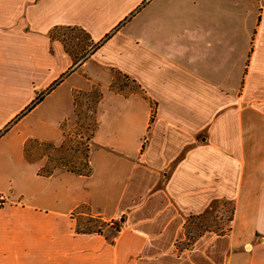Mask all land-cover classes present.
Listing matches in <instances>:
<instances>
[{"label":"crops","instance_id":"0c3cea01","mask_svg":"<svg viewBox=\"0 0 264 264\" xmlns=\"http://www.w3.org/2000/svg\"><path fill=\"white\" fill-rule=\"evenodd\" d=\"M85 106L84 171L50 150ZM0 264H264V0H0Z\"/></svg>","mask_w":264,"mask_h":264},{"label":"rangeland","instance_id":"374dc122","mask_svg":"<svg viewBox=\"0 0 264 264\" xmlns=\"http://www.w3.org/2000/svg\"><path fill=\"white\" fill-rule=\"evenodd\" d=\"M62 31H60V34ZM70 36H74L69 33L63 34L61 37L65 40H68ZM89 48L87 49V51ZM74 52V51H73ZM79 56L78 51L74 52ZM122 79V77H121ZM129 88V86H127ZM130 89V88H129ZM132 89V86H131ZM82 116L80 122L74 126L71 130L66 132V136L64 139V142L56 151L50 150L51 154L53 156L56 155H64V157L67 159V164L70 167H76L78 169H83L84 171L86 170V159L88 155V148H87V142L91 134L92 130V121H91V115H92V109L89 106H85L82 108ZM8 127H6L4 132L7 130ZM3 133V132H2ZM36 149V150H35ZM34 149V154L32 158H36L37 156H41L44 153H46V148L37 146V148ZM52 156V157H53ZM7 191V188H6ZM215 204V203H214ZM218 205H213L212 207V212L209 213V215H204V216H194L188 218V221L186 223V228H185V233L189 231L190 235L192 236L194 233H198L204 228L210 227L215 231L218 230H223L228 227L230 223V217H231V204L227 203L225 204L224 210L220 213V218L219 219H214L215 217L218 216V213L215 214L214 210L217 208ZM82 209V211H84ZM82 220V223L88 221L89 217L88 216H79ZM84 225V224H83ZM188 236L185 235V239L179 243V247H188L187 243L189 242ZM193 238L192 240H194ZM191 240V241H192Z\"/></svg>","mask_w":264,"mask_h":264},{"label":"trees","instance_id":"16d2710c","mask_svg":"<svg viewBox=\"0 0 264 264\" xmlns=\"http://www.w3.org/2000/svg\"><path fill=\"white\" fill-rule=\"evenodd\" d=\"M60 31L62 33L60 34ZM65 33L72 34L74 36H70L68 40L63 39L61 36ZM50 36L52 38H58L62 43L64 48L66 49L67 53L70 54V56L73 59V62L76 63L80 58L84 57L85 54L88 52L87 49L91 47L90 43V37L86 33L84 29L77 26H60V27H53L50 30ZM78 51L79 56L75 54L74 52ZM86 166V165H85ZM106 224L98 219L90 218L88 221L84 223L82 227H80L79 223L76 226L77 232H86V233H100L101 228L105 227ZM116 227L113 226L111 229H115ZM198 233H194L192 236L190 235L189 231L185 233L187 238L189 240H192L193 238L198 237ZM109 241H112L111 238H107Z\"/></svg>","mask_w":264,"mask_h":264}]
</instances>
